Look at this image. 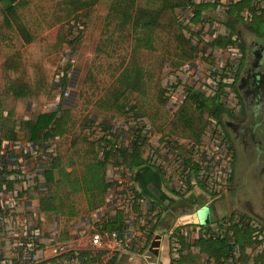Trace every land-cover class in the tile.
I'll use <instances>...</instances> for the list:
<instances>
[{"label":"trees","instance_id":"trees-1","mask_svg":"<svg viewBox=\"0 0 264 264\" xmlns=\"http://www.w3.org/2000/svg\"><path fill=\"white\" fill-rule=\"evenodd\" d=\"M77 1L92 6L96 0ZM121 1L124 3L126 0ZM254 1L238 0L231 5L227 13L229 21L225 23L228 30L235 28L234 22L241 20L242 12L254 14L251 5ZM19 2L20 0H0L3 7L0 9V42L6 41L7 33L11 30H16L23 42L22 49L13 50L0 62V141L17 142L18 135L21 134L24 143L43 147L45 143L56 140L54 155L50 157L48 167L43 171L45 186L26 191L29 199L38 201L41 213L66 218L75 216V196L78 193L85 196L89 212L104 206V195L111 184L103 181L102 173L109 163L113 167L128 169L132 173L133 182L137 181L143 185V191L145 185L142 184L144 176L142 173L146 169H154L160 177L159 181L162 180L161 168L150 163L153 149L145 138L140 136L141 132L136 131L137 135L131 141L130 147H117L116 141L121 132L109 131L112 119L126 117L128 112L137 110L142 115L137 114L135 117L147 118L153 130L160 134L162 139L175 137L194 145L201 143L210 118L215 119L218 125L221 124L226 110L220 102L219 94L207 99L201 93L189 90L171 115L164 107V100L149 106L147 100L139 94L142 74L134 77L122 75L93 105L91 112L93 117L103 122L100 125L103 131V137L100 139L103 144L101 146L103 157L100 158L96 142L83 135L87 121L83 120L67 137L70 111L58 108L55 111H43L52 90L58 89L61 95L64 93L67 78L64 74L61 81L55 82L58 78L57 68L43 56L39 42L32 39L21 22L16 12V5ZM127 3L123 8L128 6ZM189 6H193L191 0H147L134 12L122 11L124 18L128 20L131 18L132 21L133 49L157 53L177 64L191 63L199 54L204 55L209 44L199 40L192 45L182 34L174 15L175 8ZM206 7L207 5L194 6L195 17L199 18L200 12ZM89 13L90 15L94 13L93 9H89L88 15ZM253 18V24L247 20L245 24L251 34L263 38L264 31H260L255 22L257 23V20L264 22V8L261 9L259 16ZM212 44L224 48L230 42L217 39ZM239 48L242 54H245L243 44H240ZM218 86L219 90H222L223 83L219 81ZM28 106H33L29 115ZM27 115L28 118L25 119ZM186 165H190V159L186 160ZM68 169L72 170L68 172ZM193 169L196 171L197 166L193 165ZM132 196L133 207L136 209L141 201H150L143 192L135 189H132ZM185 202L193 206L196 204L193 197L187 198ZM150 203L151 208L162 210L161 198ZM243 219L239 217L238 222H233L231 217L225 229L215 221L217 231L210 226L201 227L205 229L206 236L194 240L191 244L185 243L183 237L178 236L180 250L187 251V254H181L177 258L170 257V264H197L200 257L203 264H231L229 261L232 260L236 249L241 261H246L245 250L254 246L257 241L252 238L255 229L248 221L242 223ZM158 222L159 220L150 225L149 239L157 230ZM125 227L122 212L116 211L115 215L102 225L99 232L109 234L113 231H122Z\"/></svg>","mask_w":264,"mask_h":264},{"label":"rangeland","instance_id":"rangeland-1","mask_svg":"<svg viewBox=\"0 0 264 264\" xmlns=\"http://www.w3.org/2000/svg\"><path fill=\"white\" fill-rule=\"evenodd\" d=\"M65 1L69 0H24L18 8V15L23 25L28 27L27 29L29 33L32 34L33 37L41 39L42 46H40V48H45L44 51L47 57L50 58L48 60L53 62L56 66L58 78L57 80L55 79V82L61 81V77L64 74L67 78V86L62 95L58 89L52 90L53 92L49 99L50 101L47 104V110H55L56 107L58 110L67 109L70 111V122L68 125L67 137H69L73 131L80 126L83 120L87 121V126L83 130V135L96 142L100 158L103 157V153L101 151L102 142L100 141L103 136V131L100 125L103 122L102 120L93 117L91 112L93 105L101 99L104 93L114 85L115 81H117L121 67H123L125 62L132 64L133 61H135L137 66L141 67L142 76L138 92L145 100H147L146 102L149 106L159 104L161 100H164V107L171 115L174 114L179 104L187 96L189 90L199 92L207 99L212 98L218 87L217 85L219 80H222V82L225 83L223 84L224 93H227L226 96H223L222 100L228 102L231 99L230 92L228 91L233 78L231 72L234 70L235 65L240 60V57L244 55L242 54L239 45L243 44L246 50L250 43L257 41L258 39V37H255L250 33L245 21L247 20V22L253 24V17L259 16L261 9L264 8V5H262L263 1L255 0V5H252L254 14L248 12L242 13L240 16L241 20L234 22L235 28L231 31L225 26V23L229 21L226 15L228 8L227 0H211L215 1L216 4L214 7H208L203 14H200V16L203 15L204 17L203 21L198 19L196 20V17H194L193 11L196 4L193 3H209L208 0H192L193 2L191 1V3L193 6L177 9L175 11V18L180 25L184 37L189 40L192 45H195L199 40L209 44L205 54H199L197 59L191 63L177 64L167 57H162L161 55L148 50L145 52L138 51L130 53L129 55L130 48L133 49V42H129V39L127 38V31L121 33L120 36H118L119 34L116 35L117 37H115V43L112 45L111 50H109V46L107 47L106 45L107 50L102 52L103 55H97L96 57H100L99 59H93L90 61L89 54H83V52H86V49L89 50V47H86L87 45H85V47L82 46V42L78 43L77 49H75V47L74 49H70L68 47L69 45L66 43L64 46L61 45V47H57L55 50L51 48V43H53L54 39L57 43L59 40L69 41L72 39L68 38L70 35L66 36L64 34L66 27L71 29L73 28V30L76 29L75 32H79L77 37H79V39L84 38V43H86V39L90 36L86 35L85 37V35H80V32H83L87 28V25L86 27L83 25L84 29L80 30L77 23L78 18L73 19V21L72 19H69L68 21V19L65 18ZM82 14L83 13H81V15ZM51 17L52 19L50 20ZM255 26L260 31H264L263 21L257 20V23L255 22ZM65 33L67 34V31ZM7 35L9 36V39H7V36L6 40L9 41V44L7 47H3V53L5 55L8 54L9 50L23 48V43L21 42L16 30L9 31ZM35 38L32 39L38 41L39 45H41L40 40ZM215 39L227 40L230 44L224 48L218 47L212 44ZM89 46L92 47V44ZM78 50H81V52H78ZM137 114L138 116L142 115L136 110L134 112H128L126 117L111 120L109 124V131L111 133H114L116 130L120 131L121 134L116 141V145L117 147L127 148L131 143L129 139L130 133L137 128L133 137L137 135L136 131L139 130L141 132V136L145 138V141L150 144L154 153L157 155L159 159L158 163H162L161 165L166 167L162 171L164 173V179L162 180L163 189H165V193H167V195L175 202H169L166 206H164L163 212H167V215L173 217V220L171 221L172 223L174 222L179 225V228H177V230L179 229L178 232L175 231V234L169 238L172 247H170V256L175 258L178 254V249L180 248V243L177 238L178 234L182 235L184 241L188 244H191L194 240L200 237L206 236L204 228H180L183 223H186V218L178 221L177 219L179 215L192 211L195 207V204L194 206L188 205L185 202V199L182 198L193 197L196 205H203L210 201L211 196L205 194L199 186L194 187L190 190V192L186 190L187 187L186 189L184 188L176 192H171V183L174 184L175 179L178 177V170L180 168H176L177 159L185 161L188 159H195L197 163H202L201 152L207 147V138L205 137L201 143L196 145H192L186 141H181L182 139L177 140L179 138L175 137H166L162 139L161 135L153 130L147 118L135 117ZM207 130L208 129H206V131ZM106 138H108V136H106ZM13 147L14 145L10 144L7 146H0V150L3 149L8 152V149H12L13 151ZM40 148L43 147L41 146ZM171 150L175 152L172 157H170ZM22 152L24 153L29 151H24V149L21 148L20 153ZM166 156L170 157L168 158V163H166L164 159ZM9 161V164L17 162L16 159H9ZM31 164L32 161L27 162L26 168L29 169ZM109 171L110 172L106 174L105 178L110 181H114L112 179L115 177L117 172L114 171V168ZM201 177H203V175ZM114 182H110L112 183L111 186ZM230 185L231 180L226 186L227 189H224L222 195L214 202L208 204V209L212 211L214 208L217 214L213 215L212 212L210 215L211 224L208 226L214 229V231H217L216 224L214 223L215 221L223 225V229H225L228 226L227 221L231 217H233V222H236L239 217L244 218L242 223H246V221H248L250 226L255 229L252 234V238L253 240L255 239L257 243L245 250V256L247 258L246 261H241L240 254L236 249L233 258L229 261V263L264 264V220H260L259 222L254 219V215H239V212H242L241 210H246L244 208L246 200L240 199V210L235 209L236 206H234L235 208L231 207L230 193L227 191ZM178 187L180 188L182 186L176 184V188ZM119 189L120 188H118L117 185V188H113L112 191L114 192V190ZM127 189H129V187L126 184V186L119 191H124L123 195H126L125 200L130 202L128 204L129 206L126 205V202L123 203L121 207L116 206V208H112L109 212L111 215H115L116 211H121L122 215L125 217L127 215H136L138 220H134L135 222H139L140 219V225L141 221H143L141 220V217L146 218L149 225L152 224L153 220L157 221L160 219L163 212L159 211V209L151 208L150 201L144 200L140 202L138 209H136L135 206L133 207L134 202H131L133 201L132 194H129L130 190L126 192ZM151 191L156 193L154 187H152ZM117 194H119V192H117ZM79 202H82L81 199H79ZM77 204L78 207L85 206L83 202H77ZM176 205H178L179 209H177V212L174 213L172 207H177ZM249 205L255 213L259 214L258 216L264 218V213L261 210V205L257 201V198H250ZM120 208H122V210ZM164 215L166 214L164 213ZM132 218L135 217L132 216ZM148 218H151V220ZM129 219L130 218H127V220ZM220 232H222V230ZM163 244L165 246L166 241H164ZM140 253L141 252L137 255H127L141 260V264H146ZM165 256L168 257L167 253H165ZM198 260L199 262L197 264H203V259H201V257ZM234 261H236V263Z\"/></svg>","mask_w":264,"mask_h":264},{"label":"crops","instance_id":"crops-1","mask_svg":"<svg viewBox=\"0 0 264 264\" xmlns=\"http://www.w3.org/2000/svg\"><path fill=\"white\" fill-rule=\"evenodd\" d=\"M23 1L24 0H20V2L16 5L17 14H18V8L23 3ZM128 1L129 3H127ZM146 1L147 0H126L124 3H122L121 0H96L92 6L83 5L79 3L77 0L65 1L64 2L65 4L64 7L66 11L65 18L68 19V21L69 19H72L73 21V19L78 18L77 23L79 26L78 28L80 30H83L84 27H86L87 25V28L83 32H80V35H85V37L86 35L87 36L90 35V36L86 39V43H84V38L79 39V37H77L79 32H75L76 29L73 30V28L71 29L66 27L64 34L66 36L70 35L68 36V38H72V39H70L69 41L59 40L58 43L54 39L53 43H51V48L55 50L57 49V47H61V45L64 46L66 43L69 45L68 47L70 49L72 48L74 49V47L75 49H77L78 43L82 42L81 43L82 46L85 47V45H87L86 47H89V50L86 49V52H83V54L88 53L90 61H92L93 59H99L100 57H96V56L103 55L102 52L107 50L106 45L107 47L109 46V50H111L112 45H114L115 43V37H117L116 35L119 34L118 36H120L121 33L127 31V36H128L127 38L131 43L132 21L131 18H129L130 20L124 18V16L121 13L122 11L125 12L128 11L129 13H131L132 11L134 12L137 8L144 5ZM237 1L238 0H227V4H228L227 13L231 8V5L236 3ZM257 1H263L262 5H264V0H257ZM208 2L209 3H201V4L193 3V4L207 5V7L203 9L202 12H200V14H203L208 7H214L216 4L215 1L208 0ZM125 3H127L130 8H128V6L126 8H123L125 6ZM253 4L254 2L251 5ZM1 8L3 7L0 4V9ZM89 9H93L94 13H92L91 15L89 13L88 15ZM177 9H182V8L174 9L175 16H176L175 11ZM244 12L247 13V11ZM81 13L83 14L81 15ZM193 15L195 17V13ZM199 18L196 19L200 21L204 20L203 15L202 16L199 15ZM51 19L52 17L50 18V20ZM25 28L27 29L28 27H26L25 25ZM66 31L67 34L65 33ZM32 38L35 37H33L32 35ZM35 39H38L41 42L40 38H35ZM8 44L9 41L7 40L4 42H0V50H1L0 62L13 51V50H9L7 55L3 53V47H7ZM40 44H41L40 46H42V42ZM90 44H92V47L89 46ZM44 49L45 48L43 47L41 48L43 56L47 59H50L47 57ZM138 51L145 52L147 50L145 49L135 50L130 48L129 55L130 53H135ZM78 52H81V50H78ZM141 71H142L141 67L137 66L135 61H133L132 64H129V62L128 63L125 62V64H123V67H121L118 77L122 75H128L134 77L141 74ZM48 102L46 103V106L43 107V111L45 112L55 111L57 109L56 107L55 110L52 109L47 110ZM32 109L33 106H28V111H29L28 115L32 111ZM28 115L25 117V119L28 118ZM135 130L130 133L129 136L130 141H133L134 138L136 137V135L135 137H133ZM55 141L56 140H52L45 143L43 148H39V147L33 148V153H23V152L20 153V149L21 148H23L24 150L27 149L29 144L24 143L22 141V135L19 134L18 141L10 143V145H14L13 151L12 149H8L7 150L8 152H6L5 150L2 151L3 156L4 155L5 156L1 158V160L4 161V163L2 162L0 169V264L22 263V255L21 252L19 251L18 246L19 243L24 240L23 235L27 232L30 233V235L35 236V239L38 241V247L35 253L33 254V256L39 259V261L49 260V257L51 256L50 255L51 247L54 244H58V243H63V242L68 243L70 247L75 250H81V251L87 250L89 248L91 236L94 233H99L102 236L107 234V232L100 233L99 229L102 227V225H105L110 218L114 216L111 215V213H109L111 209L116 208V206L121 207V205L124 203L123 200L126 198V195H123L124 191H119V190L123 189L126 186V184L129 187V189H127L126 192L130 190L129 194H132V189H135L138 192H143L150 201H156V199L161 198L163 205L161 210L162 212H163V207L166 206L169 202L171 203L175 202L172 198H170L167 195V193H165V189H163V182H162V180L164 179L163 172H162V180L159 181L160 177L155 170L146 169L145 171H143L142 174H144V176L142 179L143 182L142 184L145 185V189L143 191L142 189L143 185H141L137 181L133 182L132 173L128 169L124 167L117 168V167H113V165L111 164H108L106 166V169L102 173L103 181L108 183L114 181L115 182L113 183L112 186H110V188H108L107 192L104 195V201H105L104 206L100 207L97 210H93L89 212L87 209L85 196L82 193H79L76 194L75 196V202H76L75 216L71 218H66L60 215L41 213L39 209L38 201L35 199H29L27 197L26 191L31 190L34 187L41 188L45 186L43 171L48 167V163L50 162V157L54 155L55 145H56ZM181 141H185V140H181ZM128 147H130V145ZM152 155H154V151H152ZM168 158L169 157L166 156L165 160H168ZM9 159L11 160L16 159L18 163L13 162L12 164H9L10 162ZM28 159L29 161H32V164L30 165L31 167L29 169H27L26 168L27 166H25V162H28ZM21 161L24 164L21 163ZM16 164H19L20 167H22V169H16L17 168ZM113 168L114 171L117 172V174H115V177H113L112 179L114 181H110L105 177L106 174L110 172L109 170ZM161 168H162L161 170L163 171V169H165L166 167L162 165ZM71 170L72 169H68L67 171L70 172ZM117 185L118 188L120 189L114 190L113 192L112 191L113 188L114 189L117 188ZM152 187L156 189L157 193L151 191ZM171 188H172V183H171ZM172 191L173 190H171V192ZM117 192H119L121 196L117 194ZM187 198L184 197L182 199L186 200ZM79 199H81V201L85 205L84 207H78L77 202L82 203L79 202ZM176 206L177 207H172L174 213H176L177 209H179L178 205ZM195 206H202V205L195 204ZM120 209L122 210V208ZM164 213L166 215H164ZM192 213H193L192 211H188L185 214H181L178 216L177 221L186 218V223H183V225H181L180 228L185 229V228L193 227L194 229H202L201 225L193 224ZM132 216L135 218H132ZM169 216L170 215H167V212L162 213L159 219L160 222H158L157 230L154 232L153 236L150 239L148 237V229L150 228V225L146 221V218L141 217V220L143 221H141V225H140V219L139 222L133 221L134 219L138 220L136 218L137 217L136 215H127L126 217L124 216L126 227L136 230L135 233L137 235V243L140 248L138 249V252H141L140 254L142 258H143V254L148 249L155 234L160 233L161 243L159 248V258L157 264H170V257H172L170 256V249L172 247L169 238L172 236L171 232L176 231L177 228H179V225L174 222L172 223L171 221L173 220V217L172 216L169 217ZM127 218L130 219L127 220ZM148 219L151 220V218ZM155 222L156 221L153 220L152 224H154ZM164 241H166L165 246L163 244ZM193 252H195L194 249ZM165 253H167L168 257L165 256ZM127 254L137 255L138 253H128V252L118 253L111 264H141V260L135 259L134 257H131L130 255ZM181 254L185 255L187 254V251H181L179 248L178 254L175 258H177ZM146 264L148 263L146 262Z\"/></svg>","mask_w":264,"mask_h":264},{"label":"built area","instance_id":"built-area-1","mask_svg":"<svg viewBox=\"0 0 264 264\" xmlns=\"http://www.w3.org/2000/svg\"><path fill=\"white\" fill-rule=\"evenodd\" d=\"M233 71L231 73H233ZM231 83H233V78L231 80ZM228 91L231 95V99L228 102L222 100L223 96L227 95L226 92L224 93V87H222V90H219L218 86L216 91L214 92V95L219 94L220 102L223 104L225 110L226 105H229L231 112L235 114L237 112V108H235L233 105V94L231 92L230 86ZM225 115L226 112L223 114L222 119L226 117ZM207 129L208 130L205 131L202 138V140L205 137L207 138V147L201 152L202 163L199 164L197 163V161H195V159H190V165H186L185 160L177 159L178 161L176 168L180 169L178 170V177L175 179V183L172 184V190L175 192L184 188L186 189V187V190L190 192L191 189L199 186L205 194L211 196L210 201L202 205L206 207L209 203L217 200L224 192V189L231 180L233 165L232 155L229 148V141L221 132L217 121L213 118H210L209 128ZM9 144L10 143L8 142L0 141V146H7ZM30 145L31 144H29V147L24 150H28L29 152L24 153H33V148L38 147L37 145H31V149ZM2 151L4 150H0V169L2 165L1 158L5 156H3ZM174 153L175 152L171 150L170 157H172ZM167 161L168 160H165L166 163H168ZM28 162L30 161L28 160ZM158 162L159 159L157 155L155 153L154 155L151 154L150 163L161 168L162 163L160 164ZM16 163H18V161ZM21 163L23 162L21 161ZM16 165V169H22L19 164ZM193 165L197 166L196 171L193 169ZM25 166H27V162H25ZM202 175L203 177H201ZM176 184H179L182 187L176 188ZM123 202H126V205L129 206V201H126L124 199ZM199 208H201V206H199ZM227 224L229 225V223ZM135 232L136 230L125 227L122 231H113L109 234H105L104 236L100 235L99 233H94L91 236L89 248L83 251L72 249L68 243L64 242L54 244L50 249L51 256L49 257V260L41 261L33 256L38 247V241L35 239V236H32L27 232L23 235L24 240L21 241L18 246L19 251L22 255L21 264H111L118 253H139L138 249L140 248L137 243V235ZM174 234L175 231L171 232L172 236ZM178 236L182 237V235L178 234L177 238ZM234 262L236 263V261Z\"/></svg>","mask_w":264,"mask_h":264},{"label":"flooded vegetation","instance_id":"flooded-vegetation-1","mask_svg":"<svg viewBox=\"0 0 264 264\" xmlns=\"http://www.w3.org/2000/svg\"><path fill=\"white\" fill-rule=\"evenodd\" d=\"M246 63L244 54L232 73L233 83L230 87L237 112L234 114L230 106L226 105V117L218 126L229 141L233 160L231 185L227 190L230 193V205L240 210V199L246 200V210H241L239 215H254V219L260 222L262 219L249 205V199L257 198L264 213V64L262 67L257 65L259 68L254 70L248 68V71H244ZM245 73L249 76L246 89L241 91L239 80ZM256 75L260 77V84L251 81V77ZM212 212L217 215L214 208L209 210L210 215Z\"/></svg>","mask_w":264,"mask_h":264},{"label":"water","instance_id":"water-1","mask_svg":"<svg viewBox=\"0 0 264 264\" xmlns=\"http://www.w3.org/2000/svg\"><path fill=\"white\" fill-rule=\"evenodd\" d=\"M246 55V66L244 71H248L249 69L254 70L256 68L262 67L264 64V37L258 38L257 41H254L248 45L245 50ZM259 67H258V66ZM249 68V69H248ZM248 74H242L239 80V87L241 91L246 89V82L248 80ZM253 78L251 81L260 84V77L258 75L251 77ZM250 81V80H249ZM251 82V83H252ZM193 216V224L208 226L211 223L209 209L206 206H195L192 210ZM264 220V218H261ZM161 243V234L156 233L154 238L152 239L148 249L143 254V259L148 264H157L159 258V248Z\"/></svg>","mask_w":264,"mask_h":264}]
</instances>
